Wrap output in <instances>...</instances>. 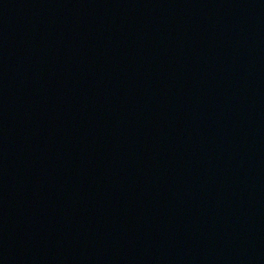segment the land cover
Segmentation results:
<instances>
[{"label": "water", "instance_id": "95a60500", "mask_svg": "<svg viewBox=\"0 0 264 264\" xmlns=\"http://www.w3.org/2000/svg\"><path fill=\"white\" fill-rule=\"evenodd\" d=\"M264 0H0V264H260Z\"/></svg>", "mask_w": 264, "mask_h": 264}]
</instances>
